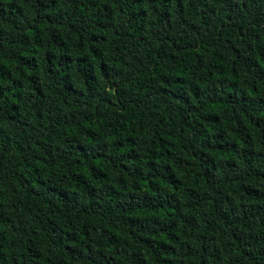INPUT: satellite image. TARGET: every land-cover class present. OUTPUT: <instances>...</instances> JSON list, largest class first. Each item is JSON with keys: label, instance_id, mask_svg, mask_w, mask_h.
Returning a JSON list of instances; mask_svg holds the SVG:
<instances>
[{"label": "trees", "instance_id": "obj_1", "mask_svg": "<svg viewBox=\"0 0 264 264\" xmlns=\"http://www.w3.org/2000/svg\"><path fill=\"white\" fill-rule=\"evenodd\" d=\"M0 264H264V0H0Z\"/></svg>", "mask_w": 264, "mask_h": 264}]
</instances>
